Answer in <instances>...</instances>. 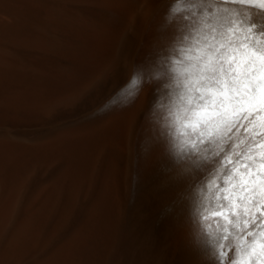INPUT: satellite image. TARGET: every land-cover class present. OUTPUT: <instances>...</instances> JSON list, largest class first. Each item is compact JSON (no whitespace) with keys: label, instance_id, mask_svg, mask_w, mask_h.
<instances>
[{"label":"bare ground","instance_id":"1","mask_svg":"<svg viewBox=\"0 0 264 264\" xmlns=\"http://www.w3.org/2000/svg\"><path fill=\"white\" fill-rule=\"evenodd\" d=\"M253 18L264 0H0V264H215L197 222L213 196L230 204L220 244L231 237L232 264H264V228L250 238L264 176L249 182L233 153L228 175L208 172L181 150L200 121L241 110L243 77L208 84L199 57L224 49L239 74L264 47ZM173 29L188 43L160 84L150 69ZM253 123L264 131V112Z\"/></svg>","mask_w":264,"mask_h":264},{"label":"snow or ice","instance_id":"2","mask_svg":"<svg viewBox=\"0 0 264 264\" xmlns=\"http://www.w3.org/2000/svg\"><path fill=\"white\" fill-rule=\"evenodd\" d=\"M209 11H211V8H209ZM251 27L258 33H264V21L253 18ZM186 43H188V38L181 31L173 29L170 32L166 51L160 54L159 60L156 61L155 69H150L156 71V79L160 84L164 83V71L161 70H167L170 78L173 66L171 58L176 56L178 59L175 63H180V58L184 51L183 45ZM204 43H208V41L205 40ZM207 53H215L218 57L217 60L209 59L207 54L199 57V60L207 61L206 67L202 72L206 74L208 84H215L220 87L222 82L221 73L224 76L235 77L236 79H240V76L243 77V91H238L233 96L241 110L236 113L235 120H227L223 113L217 112L216 116L210 117L206 121H200V128L192 130L195 142L181 150L193 161L201 162L208 172L214 171L218 165L224 163L228 153H233L235 163L243 164V171L248 175L249 182L254 183L257 178L264 176V171H260L256 163L257 160H264V158L253 155L259 148L264 147V131L258 130L253 123L255 118L261 112H264V47L257 48L256 52L253 53H244L247 59L243 62L242 71L239 74L237 69H233V64L237 63L235 58L228 61L227 67H224L226 62L224 49L217 50L212 45L207 49ZM228 83L232 84V79H229ZM160 84H157L156 87H159ZM165 87L167 88L168 85L165 84ZM258 93L261 95L257 103ZM200 102L203 103V99ZM245 103L250 105V110L243 107ZM219 120H223L224 124L222 128L218 129V135L205 137L200 129L206 128L209 124H214ZM233 133H240L245 137L243 145L237 144L239 137L233 136ZM161 140L162 142L167 141L168 136L162 133ZM214 143L222 146L217 149L213 147ZM235 148H241V151L236 152ZM232 164L233 161L231 160L224 163V175L229 174ZM203 176L204 173H201V176L191 183L190 188L192 190L198 191V185L203 183ZM223 183V178H221V184ZM229 206L230 204L226 197L222 196L217 199L213 196L208 198L207 202L201 197L197 208V222L200 226L201 234L207 236L213 244L212 255L215 257V264H232L233 262L235 248L233 247L232 252L226 251L230 247L231 237H228L223 244H220V240L227 235L224 232V221L228 219V214L221 210L228 209ZM209 213H212V215H209ZM232 220L235 221L236 217L232 216ZM228 226L232 227L231 224ZM251 228L253 232L250 233V238L255 239L256 233L264 228V215L254 216ZM233 231H235L234 228ZM213 232L216 233L215 236H213Z\"/></svg>","mask_w":264,"mask_h":264}]
</instances>
